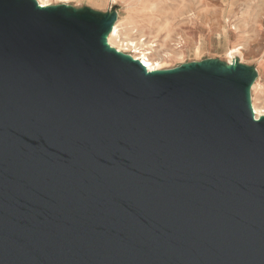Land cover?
<instances>
[{
	"label": "water",
	"instance_id": "water-1",
	"mask_svg": "<svg viewBox=\"0 0 264 264\" xmlns=\"http://www.w3.org/2000/svg\"><path fill=\"white\" fill-rule=\"evenodd\" d=\"M118 16L0 0V264H264L257 67L149 70Z\"/></svg>",
	"mask_w": 264,
	"mask_h": 264
},
{
	"label": "rangeland",
	"instance_id": "rangeland-1",
	"mask_svg": "<svg viewBox=\"0 0 264 264\" xmlns=\"http://www.w3.org/2000/svg\"><path fill=\"white\" fill-rule=\"evenodd\" d=\"M49 2V5L68 4L76 8L88 6L101 12L116 7L119 13L116 25H119L122 37L150 44L136 49L115 39L121 51L134 55L139 50L167 49L165 51L173 57L167 59L161 69L206 58H220L227 62L238 58L243 63L256 66L259 71L257 87L252 89V101L264 91V0Z\"/></svg>",
	"mask_w": 264,
	"mask_h": 264
},
{
	"label": "bare ground",
	"instance_id": "bare-ground-1",
	"mask_svg": "<svg viewBox=\"0 0 264 264\" xmlns=\"http://www.w3.org/2000/svg\"><path fill=\"white\" fill-rule=\"evenodd\" d=\"M38 1L43 5H49L50 4V2H49L50 0H38ZM115 39H119V41L122 42V45L134 47L136 49H140V46H143L145 44L150 45L148 42L141 44L140 40L135 41L134 39H131L130 37H125V36L122 37V34L120 33V30H119V25L114 26V29L109 36V43L112 46L118 47L115 44ZM151 46H155V45H151ZM118 48H119V50L121 49L120 47H118ZM153 50H154L153 52L152 51L139 50L137 52V54H134V57L142 60L143 64L150 70L163 68L166 60L173 57V55L171 53H169L168 51H165L167 49L164 50L163 48H156ZM235 51H236V49L233 50L231 52V54ZM256 87H257V82L253 85V90H255ZM253 108L255 110V114L257 117L264 115V91L262 92L261 96H259L257 98L253 97Z\"/></svg>",
	"mask_w": 264,
	"mask_h": 264
},
{
	"label": "built area",
	"instance_id": "built-area-1",
	"mask_svg": "<svg viewBox=\"0 0 264 264\" xmlns=\"http://www.w3.org/2000/svg\"><path fill=\"white\" fill-rule=\"evenodd\" d=\"M134 56V55H133ZM150 70V69H149Z\"/></svg>",
	"mask_w": 264,
	"mask_h": 264
}]
</instances>
